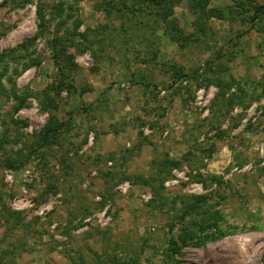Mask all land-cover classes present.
<instances>
[{"label": "rangeland", "instance_id": "rangeland-1", "mask_svg": "<svg viewBox=\"0 0 264 264\" xmlns=\"http://www.w3.org/2000/svg\"><path fill=\"white\" fill-rule=\"evenodd\" d=\"M262 5L0 0V264H264Z\"/></svg>", "mask_w": 264, "mask_h": 264}, {"label": "trees", "instance_id": "trees-1", "mask_svg": "<svg viewBox=\"0 0 264 264\" xmlns=\"http://www.w3.org/2000/svg\"><path fill=\"white\" fill-rule=\"evenodd\" d=\"M28 1V0H25ZM264 8V5L258 7L255 9L253 13V18L258 16V13L260 12L261 9ZM36 16L37 19L39 20V26L44 27L45 26V13H44V6L43 4L37 5L36 8ZM28 41L22 42L20 45H18V48H27ZM17 49V48H16ZM5 56V54H0V61L2 58ZM62 124L58 122V120H52L50 119L47 125L44 128L42 138L46 139L50 136H54L58 133L59 129H61ZM190 241L192 238V235L189 234H184V237L180 239L181 243H178V240L174 239L171 237L169 239V242L167 244V249L166 253L164 256V261L163 264H181V257H182V246H185L188 243V240ZM213 240H218V237H213ZM127 264H138L136 259H131V261H128Z\"/></svg>", "mask_w": 264, "mask_h": 264}]
</instances>
